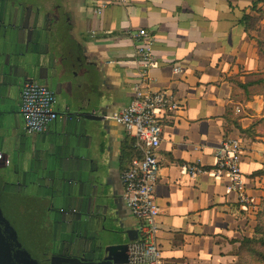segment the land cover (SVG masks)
Returning <instances> with one entry per match:
<instances>
[{"label":"crops","instance_id":"0c3cea01","mask_svg":"<svg viewBox=\"0 0 264 264\" xmlns=\"http://www.w3.org/2000/svg\"><path fill=\"white\" fill-rule=\"evenodd\" d=\"M112 1L61 0L26 11L7 7L22 16L7 21L5 45L17 55L0 56V117L11 120L0 128V136L13 139L15 168L28 176L22 179L20 196L35 222L37 248L76 255L90 250L112 220L117 228L139 229L122 181L123 152L136 141L108 116L132 100L140 68L132 34L145 28L157 60L150 70L151 88L173 90L181 104L166 122L159 152L157 244L163 264H235L241 241L254 234L257 216L244 210L213 169L221 140L241 138L249 191L262 202L264 57L258 31L247 29L242 19L260 16L264 1ZM103 2L108 5L97 14ZM10 60L29 67L11 74ZM177 64L182 73H175ZM28 81L57 95L61 116L43 133L24 127L22 88ZM249 82L253 84L243 86ZM69 110L104 119L70 117ZM240 127L252 128L254 136ZM185 164L205 172L193 177ZM103 190L109 195L110 221ZM53 203L59 211L51 209ZM71 220L80 223L72 236Z\"/></svg>","mask_w":264,"mask_h":264},{"label":"built area","instance_id":"2783aa9c","mask_svg":"<svg viewBox=\"0 0 264 264\" xmlns=\"http://www.w3.org/2000/svg\"><path fill=\"white\" fill-rule=\"evenodd\" d=\"M126 0H113L123 3ZM108 5L103 2L95 12L101 14ZM135 62L139 68V80L133 86V97L128 106L115 111L108 117L122 125L135 138L140 157L135 158L130 167L122 171L124 199L133 215L139 221V237L130 242V264H163V255L157 244L160 232L158 218L161 207L157 201L156 187L160 179V147L166 122L171 115L181 109L175 92L170 89L153 90L150 70L157 66L153 51V40L149 32L139 29L134 32ZM175 73L183 72L175 65ZM56 93L48 86L28 81L22 88L21 113L24 127L29 133H43L61 116L55 108ZM244 145L241 138H224L216 152L214 174L225 179L229 192H235L239 204L252 217L261 210V199L250 193L249 183L242 169ZM1 163L8 164L9 159L0 152ZM184 169L197 176L205 172L196 164H185Z\"/></svg>","mask_w":264,"mask_h":264},{"label":"water","instance_id":"95a60500","mask_svg":"<svg viewBox=\"0 0 264 264\" xmlns=\"http://www.w3.org/2000/svg\"><path fill=\"white\" fill-rule=\"evenodd\" d=\"M21 15L18 11L14 9L6 8L3 12L1 23L5 26V34L0 38V56L6 54H13L12 48L7 46V21L18 18ZM22 16V15H21ZM6 51V52H5ZM9 67V70L12 73H20L24 70H27L29 67V63H22L20 61L10 60L6 63ZM2 114V112H0ZM70 117H86L94 120H102L103 116L93 115L88 112L81 111H68L66 113ZM11 123L10 117L1 116L0 117V128H4ZM7 164L4 162H0V169L6 167ZM106 192L103 190V193ZM105 195V204L104 207L107 210V214L105 219L111 220L112 213L110 212L111 205L109 203V195L104 193ZM10 195H8L3 189V182L0 179V264H26L25 258L20 256L19 261L16 260L15 257L17 255L13 252L12 242L10 240L11 230L7 227V219L5 218V214L8 212V207L11 205V201L9 200ZM13 199V196H12ZM3 208V209H2ZM13 214V213H12ZM114 220L111 221V225L106 229V233L97 236L95 239V244L89 248L90 250H85L84 255L76 256L73 254H69L68 256H64V263L61 264H130L129 262V245L130 242L136 240L139 237V229L133 228L129 230H125L122 228H117L114 225ZM74 246L80 248L81 245L77 243V241L73 242ZM90 252L91 257H88L87 254Z\"/></svg>","mask_w":264,"mask_h":264},{"label":"flooded vegetation","instance_id":"af4514ba","mask_svg":"<svg viewBox=\"0 0 264 264\" xmlns=\"http://www.w3.org/2000/svg\"><path fill=\"white\" fill-rule=\"evenodd\" d=\"M33 0H0V38L5 34V26L1 23V18L4 12V9H6L8 6H14L16 9H22V10H28L30 6L34 5L35 3L32 2ZM27 23V22H26ZM26 23L24 25H26ZM34 38L31 37L30 41H33ZM16 52V51H15ZM17 55L13 52V55ZM15 57V56H13ZM13 174V180L7 182L4 177L0 176V179L3 182V189L4 191L10 195L9 200L11 201V206H14V214L9 213V210L5 214V218L7 219V227L11 230V236L10 240L12 242L13 246V252L17 257H15L16 260L19 261L20 256L25 258L26 264H61L64 263V256H68L72 253L67 252H57L52 253L47 249H44L42 252H40L37 248V242H36V231H35V222L32 221L31 214L28 210V205L26 202L25 196H20L24 189L20 188V186L23 184L22 179H28L27 174L24 175L23 172H19L16 168L12 172ZM11 176V175H10ZM15 181V182H14ZM27 184V182H26ZM25 184V186H26ZM14 187V189H13ZM15 192H14V191ZM18 196H14L17 195ZM13 196V199H12ZM1 202V201H0ZM9 205V208H11ZM3 209V208H2ZM51 209H54L56 211L58 210V206L56 203L52 204ZM65 209H63L64 211ZM66 212V211H64ZM74 212H77V210H74ZM58 215V214H57ZM70 230H71V236L72 233H78L80 223L71 220L70 221ZM75 255V254H73ZM84 253H78L76 256H82ZM88 257H91L87 254Z\"/></svg>","mask_w":264,"mask_h":264},{"label":"rangeland","instance_id":"374dc122","mask_svg":"<svg viewBox=\"0 0 264 264\" xmlns=\"http://www.w3.org/2000/svg\"><path fill=\"white\" fill-rule=\"evenodd\" d=\"M59 1L61 2V0H33L32 2L35 3L34 6L49 8L50 6H52L53 3ZM261 16H262V20L260 21L261 27H260V31L258 32V35L264 37V9L261 13ZM262 31L263 34H261ZM0 149L2 150L3 153H6L10 156V161L7 164V166L0 169V176L4 177V179L10 183V181L13 180L12 172L15 169V163H14L15 155H14V141L9 135L6 134V136H0ZM0 162H2V160H0ZM11 208L12 209L8 207L9 213L14 214V206H11ZM258 219H259L258 237H261L264 236V205L263 207H261ZM251 247H253V251L256 252L258 255L255 254L253 251H249L252 253V255H250L247 250V253L245 254V264H264V260L260 255V253H263V257H264V244L257 243Z\"/></svg>","mask_w":264,"mask_h":264},{"label":"trees","instance_id":"16d2710c","mask_svg":"<svg viewBox=\"0 0 264 264\" xmlns=\"http://www.w3.org/2000/svg\"><path fill=\"white\" fill-rule=\"evenodd\" d=\"M260 1H264V0H260ZM255 9H257L256 5H255ZM262 11H263V9L260 10V16H253L251 14H245L242 21L245 23L247 29H256L258 32L260 31V28L258 27V25H259L260 21L262 20V16H261ZM261 34H263V31L261 32ZM258 45H259V49L261 50L262 55L264 57V37L263 36H260L258 38ZM252 84L253 83L249 82L247 84H243V86L247 88L249 85H252ZM240 130L243 133L248 134L250 137L254 136V134L252 133L253 132L252 128L244 129V128L240 127ZM139 157H140V150L135 145H134V148L132 150L124 151L123 157H122V160L124 163L123 170L129 168L132 161L135 158H139ZM263 205H264V198L262 199L261 207H263ZM258 218H259V214L257 216V222H256L255 231H254L253 236H246L241 241V245L239 246V248L237 250V255L239 256V260L235 264H245V254L247 253V250H248V252L253 251V247H251V246H253L254 244H257V243L264 244V236L258 237V232H259V229H258V227H259L258 220L259 219ZM254 253L257 254L256 252H254ZM249 254L252 255L251 252H249ZM260 255L264 260L263 253H260Z\"/></svg>","mask_w":264,"mask_h":264}]
</instances>
